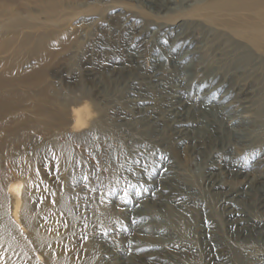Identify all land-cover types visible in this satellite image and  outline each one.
Returning a JSON list of instances; mask_svg holds the SVG:
<instances>
[{"label": "bare ground", "instance_id": "6f19581e", "mask_svg": "<svg viewBox=\"0 0 264 264\" xmlns=\"http://www.w3.org/2000/svg\"><path fill=\"white\" fill-rule=\"evenodd\" d=\"M127 2L119 31L128 69L112 75L107 96L129 126L113 199L125 230L96 232L94 264H264V0ZM74 3L95 5L0 0V158L25 122L16 86L37 74L22 62L45 61L63 40L57 16ZM1 203L0 229L10 233Z\"/></svg>", "mask_w": 264, "mask_h": 264}, {"label": "rangeland", "instance_id": "374dc122", "mask_svg": "<svg viewBox=\"0 0 264 264\" xmlns=\"http://www.w3.org/2000/svg\"><path fill=\"white\" fill-rule=\"evenodd\" d=\"M93 1L92 8L63 7L56 19L63 40L49 47L45 61L22 62V71L37 74L16 86L24 96L17 106L25 108V122L7 138L0 158L2 180L9 184L0 203L11 227L8 235L0 229V264H94L96 232L117 223L125 230L113 199L129 126L116 120L119 112L107 96L112 75L128 69L119 27L130 2ZM54 112L61 117L53 118ZM193 163L185 166L197 179Z\"/></svg>", "mask_w": 264, "mask_h": 264}]
</instances>
